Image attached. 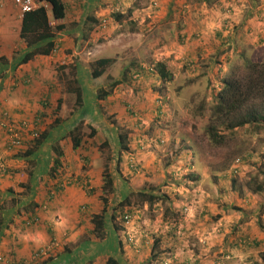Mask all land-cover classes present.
<instances>
[{
    "label": "rangeland",
    "instance_id": "rangeland-1",
    "mask_svg": "<svg viewBox=\"0 0 264 264\" xmlns=\"http://www.w3.org/2000/svg\"><path fill=\"white\" fill-rule=\"evenodd\" d=\"M87 1L88 4L93 1L95 6L97 3L99 7L109 8V2L115 0ZM123 1L125 5L129 2ZM218 1L220 0H208L207 5L211 9ZM186 2L191 7L197 4L196 0ZM113 8L105 17L98 19H109L110 24L107 28L111 30L116 27L115 16L122 13L121 10L116 11V8L115 10ZM217 9L220 10V7ZM22 14L17 0H0V58H6V63H0V78L11 73V69H16V72H19L12 80L18 81L26 74L32 77L31 81L25 84L28 86L23 87L37 89L40 84H45L46 80L48 89L45 93H38L35 96V105L38 109L30 112V117L18 119L11 116L10 112H5L0 121L15 125L25 121L33 123L36 122L38 115L43 113V120L38 123L39 130L41 134L49 132L50 136L44 141L43 150L37 152L39 157L29 159L31 162L22 159L16 163L17 167H14L8 162L9 159L0 157L11 170L5 178L11 180L17 170L24 173L33 171L36 175L39 174L38 183H42L43 187L44 183L48 184L49 189L44 188V194L41 195L32 192L31 189L18 193L12 188L6 191L4 196L0 193V204L10 210V215H16L12 210L17 202L31 201L35 198L32 197L34 194L39 198L38 203H41L40 212H52L53 204L64 194V191L56 192L60 182L65 189H77L83 200L76 209V215L73 214V220L76 221L74 226L77 227L75 230L70 229L68 233L70 240L67 241L64 239L66 237L57 235L55 238L59 243L58 248L45 258L41 256L42 259L54 257L57 264H109L108 260L111 257L119 264H163L165 261H171L172 264H213L219 259L220 264H264V252L253 253L250 257L251 263L241 262L237 254L236 257L228 258L213 247L211 241L216 244L217 239H209L206 233L208 226L200 232L198 230L191 232L188 223L191 212L192 216L201 214L204 204L202 202L207 194L215 195L218 192L226 194L230 214L235 212L238 215L244 214L246 211L240 204V201H243L249 207L248 214L259 219L260 230L264 232V223L261 222L264 216V126H247L239 129L223 146H215L205 134L210 110L216 102L215 96L222 88L223 79L234 69L243 67L247 61L264 62V35H260L255 41L250 40L251 43L248 44V39L239 38L240 32H237L239 24L236 25L228 19L232 26L225 31L226 35L223 37L225 46L217 51L213 50L208 56H195L191 52L189 56L184 51L189 49V52L193 46L190 40L187 41V37L182 40L181 37L185 34L178 33L180 38L177 35L174 39L176 47L173 48L181 49L179 52L185 58L177 59L174 64L163 62L175 76L172 82L163 83L158 74L150 71L158 62L154 58V52L149 55V49L147 52L146 49L141 50L142 43L145 45L146 42L155 41L159 29H156L155 24L144 27V17L137 22L131 21L126 18L125 13L122 16L123 21L127 22L128 29L125 28V31L116 29L112 33V39L109 41L112 47H108L107 53L104 54L111 56L115 62L120 59L121 61L117 65L113 63L107 70L108 75H104L102 90L109 91L110 95L105 101H100L97 98L98 89L94 85L91 67L93 60L97 58L94 51L99 47L92 41L94 39L106 41L98 33V24L90 22L83 26L80 37L76 39L77 43L80 42L77 48L64 51L62 49L61 55L60 51L55 52L53 59L45 58L44 63L40 58V62L34 58L26 65L22 64L21 60L30 49L20 38ZM93 14L90 16H94ZM189 16L190 12L187 14L180 12L176 20H181L182 25ZM212 16L223 18L224 14L216 12ZM150 20L145 21L148 23ZM259 23L262 26L264 20ZM164 25L168 26L167 23ZM117 33H123L124 37L119 38ZM190 35L191 33L185 36L190 38ZM90 51L93 52L92 55L89 54ZM64 54L68 56L67 59H64ZM1 65H4V74ZM38 65L44 66L42 72L45 73L44 76L40 74L41 68ZM36 70H39V75L34 72ZM138 72H141L140 77L135 79L134 76ZM114 82L118 84L111 89ZM78 87L83 90L85 110L76 107L75 91ZM59 100L62 108L60 107L56 116L55 110ZM202 105L204 109L201 111ZM90 106L95 107L96 112L106 119L107 124L105 122L104 126L99 125L96 118L86 114L87 107ZM74 108L78 111L73 115L71 112ZM56 118L61 120L59 125L54 123ZM1 129L7 136L6 130ZM93 129L96 133L91 136ZM74 136L82 140L77 150L73 146ZM120 136L124 137L128 152L122 150ZM35 140L29 135L24 136V141L30 146L36 142ZM22 147L16 150L19 152L22 150L19 156L25 158L26 150ZM57 150L63 154V164L59 170L53 171L54 159L58 156ZM238 158L242 159V165L235 175L232 171ZM118 161L122 167L117 166ZM45 166L48 168L47 172H44ZM106 168L114 181L112 189L103 188ZM118 169L122 172L119 173ZM192 177L199 179L190 181ZM1 181L0 179V183ZM88 181L90 183L87 184ZM233 185L241 187V192L232 189ZM7 192L9 195L6 196ZM144 194L155 196V200L151 203ZM100 196L108 198L110 210L117 208L120 202L129 200L127 208L123 211L125 215L130 216L129 223L121 218L112 223L108 216L107 235L103 241L96 239L92 223V217L102 212L103 202ZM198 203L201 205L200 208L190 211V204L195 206ZM89 204L94 206L88 209L86 206ZM45 205L46 209L43 207ZM35 208L31 204L28 207L24 205L18 214L22 218L26 217L27 213L35 211ZM209 213L213 219L218 216L216 212ZM76 216H79L80 221L75 219ZM55 217L59 218V215ZM168 224H172V232H169L171 226ZM38 225L43 226L41 233L46 237V241L43 242H49L42 221ZM48 232L50 233V230ZM171 233H175L177 237H171L169 235ZM228 234V240L235 235L234 232L233 235ZM181 236L183 238H180ZM128 237L133 241H129ZM156 240H159V245H156ZM31 254L30 252L28 256ZM35 254L37 252L31 257L16 255L15 257L11 254L6 258L17 264L21 259L25 261L26 258L34 259ZM231 260L236 262H230Z\"/></svg>",
    "mask_w": 264,
    "mask_h": 264
},
{
    "label": "crops",
    "instance_id": "crops-1",
    "mask_svg": "<svg viewBox=\"0 0 264 264\" xmlns=\"http://www.w3.org/2000/svg\"><path fill=\"white\" fill-rule=\"evenodd\" d=\"M149 2L151 0H148ZM147 0H129L127 5H125L124 1L122 0L121 3L109 2L110 7H99L98 4L92 1L90 4H88L87 0H73L68 1V13L67 17L64 20L55 21L52 19V13L51 8L46 6L48 8V15L50 17V20L52 21V24H64L65 30L62 32L57 33V36L55 37L54 44L55 49L49 56L45 55H38L35 58H37V62H40V60L45 61V58H48L49 60L53 59V56L56 55L55 52H59L61 55L62 49L63 51L66 49H72L77 48L79 43H77L78 39L77 37H80L81 31L83 29L84 25H87L88 23L92 22L94 24H98L100 17H105L109 10L113 8V10L116 11H122V13H118L119 15H125L127 13L126 18L131 21H139L141 18L144 21V27H150V24H155L157 26L156 29H159L158 34L156 35V39L153 43H142L141 50L144 51L146 49L148 50L149 55H152L154 52V58L159 60L161 59L162 62L167 63H173L177 62V59H183V57L180 54L181 49H174V39L177 37V35L180 38L181 33L183 35L190 34L189 36H182V40L187 37V41L190 40L191 46L193 48L188 52L184 51V53L189 54L190 52L192 55L195 56H208L211 52L213 53V50L217 51L220 49V47L225 46L223 37L226 35L225 31L230 29V22L232 21L234 24H239L237 27V32H240L239 38L242 40L248 39L247 43H251L250 40H256L259 38L260 35H264V24L261 26L260 21L264 20V0H220L216 2L214 7L211 9L207 5L208 0H196L197 4H194L192 7L186 2L187 0H157L158 1V7H154L152 5V2L148 5ZM261 1V2H260ZM105 3V2H104ZM120 4V5H119ZM124 4V5H122ZM261 5V6H260ZM72 6V7H70ZM99 9H96L98 8ZM217 7H220V10L217 9ZM94 8L96 10H94ZM126 9V10H125ZM92 10V11H91ZM182 12L183 14H187L190 12V16L185 19V22L181 25V20H176L179 16L178 14ZM193 12V13H191ZM216 12L223 13V18H215L212 16L213 14H216ZM91 13H94V16H90ZM23 17V14H22ZM97 17V19H96ZM148 17V18H146ZM181 17V16H180ZM89 18V19H88ZM185 18V17H184ZM102 19V18H101ZM146 19H151L148 23H146ZM230 19V20H228ZM124 18H122V21H117L115 24V29H104L99 30V34L102 35L106 41L103 40H97L94 39L92 42L95 43L97 46L94 55L97 56L94 62L100 59L104 58H110L111 56H106L104 54L107 53L108 47H112L111 42H109L112 39V33L116 29H124L127 28V22L123 21ZM22 23V20H21ZM164 23H167V25H164ZM133 27H136L135 24L131 23ZM141 24V23H139ZM236 24V25H237ZM111 26V25H110ZM233 27H235L233 25ZM21 28V27H20ZM77 29L79 30V32ZM91 28V27H90ZM110 28V27H109ZM128 29V28H127ZM21 30V29H20ZM120 31V30H118ZM175 32V33H174ZM179 33V34H178ZM262 33V34H261ZM118 34V33H117ZM75 35V36H74ZM119 38L122 36L124 37L123 33L118 34ZM254 36V37H253ZM194 38V39H192ZM250 38V39H249ZM252 38V39H251ZM196 39V41H194ZM243 42V41H240ZM111 45V46H110ZM176 47V46H175ZM90 55L93 54L92 51L89 52ZM65 56V54H64ZM68 56H65L64 59H67ZM40 58V60H39ZM185 58V57H184ZM120 61L115 62L114 64H120ZM31 62V61H30ZM65 62V61H64ZM66 63V62H65ZM174 64V63H173ZM27 65V64H26ZM23 66V65H22ZM40 70V74L43 76L45 75L43 69V65H38ZM2 73H5L4 66H1ZM11 69V66L10 68ZM39 70L34 71L39 75ZM8 71V70H7ZM6 71V72H7ZM19 72V71H18ZM16 69L12 70L11 73H7L4 77L0 78V120L3 118V114L5 112H10L11 116H16L18 119L20 118H27L31 116L32 111H35L38 109V107L35 105L36 99L35 96L38 93H45L48 89V84H40L37 89H31V88H25L23 86L29 83L32 78L31 76L28 77V74L21 76L22 82L20 80H12V78L17 74ZM108 71L105 72V75ZM10 74V75H8ZM16 81V82H12ZM50 85V83H49ZM96 87V86H95ZM78 89H82L78 87ZM96 89H98L96 87ZM27 90V91H25ZM51 95V94H50ZM40 96V95H39ZM52 96V95H51ZM84 98V97H83ZM53 99V97H52ZM84 100V105H85ZM81 107L82 109L86 108V106ZM62 108V106H61ZM88 112L86 114H89L91 117H94L97 119V122H99V125H103L106 122V119L104 120L99 112H96L95 107H87ZM85 114V115H86ZM33 119V118H32ZM96 123V122H95ZM107 124V122H106ZM27 140V138L25 139ZM6 136L3 130L0 128V156L4 159L7 158L8 162L12 163V166L17 167L16 163L21 162L22 159L28 161L29 159L27 157L21 158L19 155L22 152V150L19 152V150L16 149H9L7 148V145L5 144ZM25 144V145H24ZM24 144L22 147L27 151V144L26 141H24ZM43 148V147H42ZM40 150H43V149ZM71 149V148H70ZM25 151V152H26ZM65 151V150H64ZM39 152V151H37ZM67 155H69L68 152H65ZM39 153H36L33 155L32 158H37ZM31 158V159H32ZM63 159V158H62ZM121 166V164H120ZM21 166H18V168ZM122 167V166H121ZM13 169V168H11ZM17 169V168H16ZM48 168L45 166L44 172H47ZM42 172V170H39ZM122 170L120 169L121 173ZM24 172L22 170H17L14 172V175L10 178L2 179L0 183V189L2 192L1 195H5L4 193L6 191L11 190L14 188L18 193H21L22 191L29 188L32 192H36L38 194L43 195V190L49 189L48 184L44 183V187L42 183H38L39 181V174L35 175V179H30V172L24 173V176H22ZM35 174V173H34ZM22 176V178H21ZM9 180V183H8ZM8 188V189H7ZM232 189L237 190L241 192V187L232 186ZM13 192V191H12ZM79 191L77 189H65L64 194H62L61 198L53 204V210L58 212H46L41 213V203H38L37 201L39 198L38 196L34 195L32 197L33 200H22L20 202H17L18 204L16 207L13 208L12 212L16 215H10L9 213L4 214V216H9V222H11L10 226L3 231V233H0V254H8L9 255H16V256H24V257H31V255L34 252H37L40 249H44L47 246H50L53 241L57 243V246L53 249L52 252H54L58 246L59 243L56 241V236L66 237L67 241L70 240L68 233H70V229L75 230L77 226L75 225V220H73L74 215H76V209L83 203L80 194H78ZM9 195L7 192L6 196ZM191 198V196H190ZM44 199V198H42ZM18 201V200H17ZM32 201L35 203V211L27 213L26 217H20L18 214L21 207L27 206L32 203ZM88 201V200H87ZM194 201V200H193ZM203 209L201 210L200 215L190 213V219L188 220V223L190 224V231L193 232L194 230H198L199 232L201 229H205L207 226L209 227L208 231L206 232L209 236V239L215 240L216 244H213V241H211L213 247H216L218 249V252H222L225 256H232L236 257V254L239 255V259L241 262H249L251 263V255L264 252V232L260 230L259 227V219L255 215H249L248 214V206L244 204V202L240 201L241 206L245 209L246 212L244 214L238 215L237 212L235 214H230V206L226 204V194L218 193L216 192L215 195H212L211 193H208L205 197L204 201L202 202ZM93 204H89L86 206L88 209H90ZM200 203L196 204L195 206H191L190 204V211H193L195 209L200 208ZM211 207V208H210ZM209 212H216V216L213 219L212 214ZM55 213V214H53ZM33 214L34 217V223L32 225H27L28 218L30 215ZM53 214V215H52ZM59 215V218L55 217V215ZM74 214V215H73ZM19 215V216H18ZM17 216V217H16ZM37 216L38 218H36ZM39 216L41 218H39ZM21 218V219H20ZM28 218V219H27ZM77 220L80 221L79 216H76ZM261 222L264 223V216L261 218ZM42 221L44 228L46 229V233L48 235V238L50 239L49 242H43L46 241V237L43 236L41 233L42 229L38 224ZM8 223V222H7ZM21 223V226H20ZM172 225V224H168ZM29 226V227H26ZM50 230V233L48 232ZM173 231V227L171 226V229L169 232ZM62 232H64V235H62ZM234 232L235 235L232 234ZM54 234L51 236L50 234ZM227 233L232 238H229ZM228 234V235H229ZM75 237H77L75 235ZM225 237L223 240L221 238ZM227 239V240H226ZM75 241V240H74ZM209 241V244H210ZM43 243H46L43 245ZM250 244V245H249ZM262 251H260V249ZM83 249V248H82ZM215 249V248H214ZM249 249H251L249 251ZM31 250V251H30ZM36 250V251H35ZM214 251V250H213ZM254 251V252H253ZM32 253L30 256H28L29 253ZM59 253L57 254V256ZM45 258V257H43ZM31 260L29 258H26V261ZM60 260V259H59ZM58 260V261H59ZM256 260L261 263V261L256 258ZM235 260H231L230 262H233ZM229 262V263H230ZM236 262V261H235ZM225 263V262H224ZM213 264H220V259ZM226 264V263H225Z\"/></svg>",
    "mask_w": 264,
    "mask_h": 264
},
{
    "label": "trees",
    "instance_id": "trees-1",
    "mask_svg": "<svg viewBox=\"0 0 264 264\" xmlns=\"http://www.w3.org/2000/svg\"><path fill=\"white\" fill-rule=\"evenodd\" d=\"M35 2L37 7L29 12H25L22 17L20 38L26 42L27 47L30 49L24 54L23 59L21 60L22 64H28L38 55H51L55 49L54 40L57 36V33L65 30L64 24H52L46 5H49L51 8L52 19L55 21H60L67 17L69 7L66 0H35ZM115 2L117 3L118 0H115ZM122 18L123 16L117 14L114 19L117 21H122ZM1 62L6 63V58H0V63ZM113 63H115V60L112 58H104L92 63V78L94 85L98 88L97 98L100 101H105L110 95L109 91L106 92L102 90V87L105 81V72ZM5 69H7V67ZM154 69L155 73L158 74L163 83L172 82L175 78L174 74L169 71L168 67L163 62H156ZM117 84L118 82H114L111 89L116 87ZM75 92L77 95L76 107L81 108L84 105L83 90L77 88ZM215 100L216 102L210 110L209 123L207 126H205V134L210 142L215 146H223L226 144L230 137L239 129L245 128L247 126H264V62L247 61L243 67L234 69V71L229 76L223 79L222 88L215 96ZM61 105V100H59L57 109L55 110L56 116L61 109ZM77 108L72 110L71 113L73 115L77 113ZM203 109L204 106L202 105L200 110L202 111ZM42 116L43 113L38 115V117L41 118L40 122L43 120ZM54 121L56 125H59L61 122L60 118H56ZM95 133L96 131L93 129L91 136ZM49 136V132H44L38 139L35 140L36 142L32 146L27 144L28 149L25 152V157L31 159L33 155H35L37 151L42 148L44 141L48 140ZM72 140L74 149H79L82 143L81 138L74 136ZM119 140L122 150L124 152H128L129 148L125 144L124 137L120 136ZM57 151L58 156L54 159L53 171L59 170L63 164V154L61 151ZM28 161L31 162V160ZM119 161L117 164L118 167H120L121 164ZM9 171L11 170L8 169V172ZM118 172H120V169H118ZM232 172L234 173V171ZM34 173L35 172L33 171L30 172V179H35L36 173ZM103 179V188L112 189L114 186V181L109 174L108 168L105 169ZM198 179L199 178L192 177L190 181H198ZM63 187V183L61 184L60 182L59 186L56 187V192H63L65 190ZM144 195H146V198L148 197L151 203L153 200H155V196H149L147 194ZM100 198H102L103 202L102 212L92 217V223L94 224L93 234L95 235L96 239L103 241L107 235L106 227L108 216L112 223H115L120 218L126 222L125 217L128 215H125L123 211L127 208L129 200L126 199L125 201L120 202L117 208L110 210L108 198L106 196H100ZM31 205H35V203L32 201ZM45 206H43L44 209H46ZM9 211V209H6L5 206L0 204V233H3V231L6 230L11 224V222H9V216H4V214H8ZM35 217L38 218L37 216ZM28 218L34 220L33 214ZM50 235L53 236L54 234L51 233ZM169 235L173 238L177 237L175 233H171ZM180 238H183V236ZM53 243H55V241H53ZM156 245H159V240H156ZM41 250L43 249L38 250L37 253L41 252ZM7 255L8 254H0V264H16L12 260L7 259ZM25 262H29V264H57V260L54 257L48 259H42V257H39L35 260L31 259L30 261L21 259L17 264H25ZM108 263L119 264V262L112 257L109 258Z\"/></svg>",
    "mask_w": 264,
    "mask_h": 264
},
{
    "label": "built area",
    "instance_id": "built-area-1",
    "mask_svg": "<svg viewBox=\"0 0 264 264\" xmlns=\"http://www.w3.org/2000/svg\"><path fill=\"white\" fill-rule=\"evenodd\" d=\"M122 0H118V3H121ZM152 5L154 7H158V1L157 0H151ZM18 5L20 6L21 10L23 11V14L25 12H29L37 7V4L35 0H17ZM120 5V4H119ZM49 6V5H46ZM110 24V20L107 18H102L99 20L98 23V30H104L106 29ZM150 71L155 72L154 68H150ZM140 73L138 72L134 78L137 79L140 77ZM7 116V113L5 114ZM41 118L38 117L36 122H21L19 125L5 123L0 121V127L6 130V142H7V148L9 149H17L21 148L24 144V136L29 135L33 139H38L41 135L40 128L38 126V123L40 122ZM242 165V160L240 158L236 159L233 171L235 174L238 173L239 167ZM133 167V165H132ZM9 174L8 168L5 165L4 161L0 157V179H4ZM90 183V181L87 182V184ZM68 184H72V182H68ZM86 185V183H85ZM64 186V185H63ZM46 208V206H45ZM125 220L127 223H129L130 216H126ZM35 220H28L27 225H31L34 223ZM129 241H133L131 237H129ZM57 246V243H53L47 248L41 250V252L35 254L34 259H38L39 257L48 256L50 252L53 251V249ZM1 260V258H0ZM25 264H29V262H25ZM163 264H172L171 261H165Z\"/></svg>",
    "mask_w": 264,
    "mask_h": 264
},
{
    "label": "clouds",
    "instance_id": "clouds-1",
    "mask_svg": "<svg viewBox=\"0 0 264 264\" xmlns=\"http://www.w3.org/2000/svg\"><path fill=\"white\" fill-rule=\"evenodd\" d=\"M235 164V163H234Z\"/></svg>",
    "mask_w": 264,
    "mask_h": 264
}]
</instances>
